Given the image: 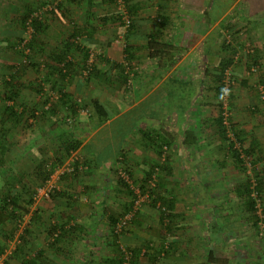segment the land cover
I'll use <instances>...</instances> for the list:
<instances>
[{
	"label": "rangeland",
	"instance_id": "obj_1",
	"mask_svg": "<svg viewBox=\"0 0 264 264\" xmlns=\"http://www.w3.org/2000/svg\"><path fill=\"white\" fill-rule=\"evenodd\" d=\"M121 1L124 12L118 10L116 0H109V11L106 14L108 18L103 19L104 23H107L104 27L118 29V32L120 31L119 35L126 34L128 30L124 28L123 19L125 15L128 18L131 16V20H134V12L130 8L131 0ZM212 1H214L213 8L218 7V16L214 12L212 13L214 17L211 16V18L220 20L212 33V36L215 37V46L213 47L215 52L212 51V54H215L216 62L213 63L211 71L208 70L211 73L203 74L202 77L199 69L194 73V78L197 76V80H203L201 95H204L202 98L204 99L202 110H205L206 116L204 124H206L207 130L210 127L214 135L217 118L221 115L223 104H225V109L230 118L228 120L230 132H240L244 137L242 139L244 143H247L246 139L251 140L252 137L255 141L253 144L255 148L238 141V145L236 144V147H233L232 142L226 135L223 139H220V144H222L218 145V140H213L214 137H210L208 131L202 133L201 139L195 147L210 150V148L218 146L219 149L220 147L223 148L222 152L215 150L216 152L212 155L204 154L201 164L196 165V174L195 172L191 174L185 171L184 176L179 177L203 179L214 178L218 175L220 182L205 188L182 187L178 193L179 201L176 198L173 199V196L171 198L164 197L165 194H168L163 192L164 186H161L158 182L160 177L168 174L165 169H161L165 164L169 149L168 144L161 141V137L156 136L153 145L152 163L154 161H157V163H155L156 165L151 163L148 167L145 165L148 168L145 171L139 168V164L135 163L138 156L132 154L133 149L129 150L130 154L129 151L122 150L121 154L116 155L114 161L99 164L94 160L93 154H87L82 149L83 143L91 136L96 137L89 143V146L91 148L96 146L104 156L108 155L111 149L105 144L109 137L114 142H120V138L124 137L122 142H125L121 147L128 148L132 146L135 148L133 138L130 139L132 129L139 126L140 117H146L147 114H156L155 108H152V112L149 111L150 108L147 106L132 110L118 118L114 124L112 123L111 129L106 128V131L97 132V134L98 127L104 125V122H99V117L95 115L92 107V99L89 100L90 97L95 95V92H87L86 95H83V98L80 95V101L73 102L70 98H65L64 101L61 100L59 93L63 94V92L56 91L53 94L57 99H50L52 95L49 92L48 98L45 99V103L51 102L50 109L53 107L55 121L50 122L48 115H42L39 118L40 114L38 116L34 115L35 110L28 107L25 109L27 111L24 110L26 118L18 117V114H16L13 119L10 117L1 122V112L6 108L5 102L7 101L3 92L6 82H9L12 76L15 75L12 82H21L26 88L29 85L38 83L36 80L42 78V74H44V81L39 82V84H43L42 88L44 85L50 84V78L45 72L48 69L47 52L45 53L46 57H44V53L40 55L39 50L36 51L35 49L37 48L38 37L42 33H36L31 25L30 33H28L26 25L22 22L23 17L26 15V20L30 19V21L40 18L45 24L47 20L49 23L57 21V17L55 18V14L52 12L59 9L60 6L66 5V3L71 5L80 4L81 0L76 3L73 0H0V145L4 148L3 153H0V190L4 188L2 192L6 193V189V191L11 190L15 185L16 188L13 193L21 195L19 209L23 211L18 213L17 225L6 213L0 212V247L3 246L4 250L0 255H3L9 249L14 238L21 233L25 226H29L30 240L27 239V241L31 242L29 246H26V249L31 250L35 237L39 235L42 238L44 232L42 229H47V225L53 224L51 221L54 222L57 219V216L52 215V210L55 209L56 215V208L60 207L58 202H61V198L70 196V198L76 200L75 198L78 199L80 196L89 195L98 198L99 202H102L98 203L96 199L94 203L92 202L95 211H99V205H103L106 210L116 214L117 221L123 220L125 222V228L120 234L121 239L126 243L119 244L123 245L124 248H131L130 250H134V252H136V249L133 247V243H140L137 247L139 250L146 249V241L150 240L152 244L149 248L154 250L153 255L150 253V256L158 258L163 252L162 248L167 237H184L183 234H190L203 227L202 232L204 234L209 233V229L212 230L211 237L213 241H209L210 245L202 242V246L199 245L201 250H204L207 246L215 252L218 259L233 260L235 262L237 260L240 263L243 260L257 259L258 254L256 252L261 248L260 239L264 235H260V232L264 233V187L258 195L252 191V194L255 195L251 196L256 202L254 212L247 210L246 196L240 194V192L247 183H251L252 189L257 178H262L264 184V107L261 104L258 92L259 86L264 88V16L254 19L255 21H243L238 16L241 9L236 12H234V9L236 7L242 8V3L245 1L249 7L251 5L257 7L261 3L264 5V0H241L240 2L238 0H202L205 8L202 10L203 12H206V8ZM176 3L173 2L171 5ZM187 5L180 4V9H184V11H179L180 16L188 12ZM53 7H55V10ZM197 8L195 7L196 14L202 16V11L198 12L200 10ZM231 8H233V11ZM72 14L73 12L70 11L67 15L70 18ZM189 15L182 22L183 27L187 28V26L194 25ZM236 17L239 23L234 21ZM244 22H249L247 30L243 29L245 28L243 26ZM195 24L198 25V23ZM194 28L196 29V26ZM60 30L61 28H57L56 25L50 24V27H47V33L52 34L55 38ZM66 34V38L76 40L77 34L66 33L65 31L63 35ZM26 38L28 39L27 45L21 47V41ZM77 38L80 40V36H77ZM226 43L238 44L239 48L234 53V58L228 67V77L223 74L221 78L222 84L227 79L229 85L224 98L223 94L219 96L215 91L217 83L213 73L216 72L218 62L223 57L232 55L231 51L222 47V45H227ZM74 44L78 45V48L81 47L79 41ZM54 45H57V43H54ZM50 48L55 49L56 46H47L48 52ZM247 51L251 54L249 58L245 57ZM94 55L96 56V53ZM84 57L85 55L82 58ZM173 57L174 54L169 58L164 57L158 61L164 63L165 67L167 61L168 66L173 67L179 60V58H175L176 56ZM253 58L258 60L256 64L253 63ZM94 61L92 60L91 70H88L84 75L83 71L87 68L88 57L81 60L82 63L77 66L79 73L69 74L67 76L68 83L72 84L77 79L84 87H91L92 90L98 89L96 85H100V87L105 85L106 88H111L110 86H113V75L109 77V81L105 76L96 74L93 71L96 66ZM8 63L9 68L6 66ZM252 66H256V72H250ZM13 69H17L16 72L12 73ZM81 71L82 75H80ZM57 76L59 77L57 82L64 80V77L58 74ZM242 82L245 83L242 84ZM26 88L22 87L23 98L20 99L31 105L34 97L32 93H29V88H27L28 90ZM64 94L68 97L67 93ZM74 99H76L75 96ZM152 99H155V95ZM18 101L20 100L18 99ZM15 104V111L11 108L12 111L16 113L21 110L22 112L24 108L20 106L21 104H17V100ZM71 104L75 112L70 109L71 106L69 105ZM8 108L10 110V107ZM48 110L44 111L43 107L41 108V111L45 113ZM30 111H32V115H29ZM1 133H4L2 138ZM220 135L222 136L221 132ZM69 140H78L80 143L75 150H70L66 154L62 147ZM98 143H100V146L97 145ZM233 148L238 152L240 162L232 156L231 151L234 150ZM248 149L251 150L249 153L246 152ZM155 152H158V154L155 155ZM209 152L211 153V151ZM138 169L145 173L144 178L140 177ZM40 172H44V176H46V173L49 174L45 181L42 180L43 177ZM119 178L127 184L132 195L127 193L125 187L119 184ZM11 185L13 186L10 188ZM165 189H168V187H165ZM203 191H206L207 195ZM28 199L31 201H28ZM131 202L134 205L137 202L135 207L134 205L133 207L129 206ZM80 204L79 202H72L70 208L75 211V208ZM172 204L174 209L170 207ZM177 206H179L178 210L176 209ZM193 206H198L193 210L200 208L213 211L216 209L218 212L215 215L212 214L216 223H214L213 218L210 220V217L207 216L196 220L186 215L190 211L185 213V210H191ZM103 213L105 214V220L103 221L104 224L100 222V231L92 234L80 233L75 242L78 244L94 243L115 249L111 244V225L106 215L109 213L107 211ZM33 217L35 221L32 223ZM194 221L197 222L196 229H192L195 226L193 225ZM254 223H257V227ZM233 224L235 228L231 229ZM214 225H217L215 231H213ZM151 228H156L160 231V234L155 237L151 233V237H145L147 229L151 232ZM33 231H35L34 235H31ZM162 232L165 233V236H162ZM243 238L245 244L242 247ZM170 240L169 242L172 245L177 246L178 241ZM247 250H250L251 254ZM114 252L117 256L119 255L116 250ZM135 256L136 254H134V259ZM207 257L212 256L208 254ZM10 264L19 263L11 262Z\"/></svg>",
	"mask_w": 264,
	"mask_h": 264
},
{
	"label": "crops",
	"instance_id": "obj_2",
	"mask_svg": "<svg viewBox=\"0 0 264 264\" xmlns=\"http://www.w3.org/2000/svg\"><path fill=\"white\" fill-rule=\"evenodd\" d=\"M73 1L76 3L78 0ZM89 1L81 0L80 4L75 5L66 3V5L60 6L57 10L53 7L55 11L52 13L55 14V18L57 17V21L55 20L49 23L47 20L46 24L44 23L46 25V30L38 37L37 48H35L36 51L39 50L40 55L44 53V57H46L45 53L47 52L46 59L48 61H46L48 62V69L45 70V72L50 78V84H46L42 88L43 84H39V82L44 81V74H42V78L36 80L38 83L29 85V87L27 86V88H29V93H32L34 97L31 105L20 99L23 93L22 87L26 88V86L23 85L21 89H19L16 100L17 104H21L20 106L24 109H22V112L20 110L15 113L16 106L14 105H16V100L7 99L5 106L10 107V110H3L1 112L4 121L10 117L13 119L16 114H18V117L26 118L25 111L27 110L25 109L28 107L35 110L33 112L34 115L38 116L40 114L38 116L39 118L42 117V115H48L47 117L50 122L55 121V116L53 115L54 111L50 109V106H52L51 102H44L45 99L48 98L47 95H49V93L53 96V98L51 96L50 99H57L53 93L56 91L58 92V90L67 93V98H70L73 102H79L81 96L83 98V95H86L87 92H95V95L90 97L89 100L92 99L91 101L96 100L100 102L110 115L109 118L105 120L99 118V122H104V125H100L96 133L106 131V128L111 129V125H113L118 118L132 110L147 106L150 108L149 111L152 112V108H155L156 114H147L146 117H140L139 126L132 129L130 139L133 138V142L136 146L135 148L132 146L128 148L121 147L125 142H122L124 137L120 138V142H114L112 138L109 137L105 144L112 150L110 149L109 154L104 156L96 146L94 148L89 146V143L96 137L93 138V136H91L83 143L82 149L85 150L87 154H93L97 164L114 161L116 155L118 153L121 154L122 150L129 151L133 149L132 154L138 156V158L135 159V163L139 164V168L145 171L148 169V165L153 161L154 139L158 136L161 137V141L166 140L170 144H168L169 149L164 162L165 164L161 168L163 170L165 169L168 174H164L158 179L159 184L164 186L163 192L168 194H165L164 197L168 196L171 198L173 196V199L176 198V200L180 201L178 193L182 187L205 188L220 182L218 175L214 178L203 179L194 177L188 179L180 178L184 176L185 171L191 174L195 172L196 174V165L201 164V159L204 158V154L212 155L216 151L222 152L223 150L221 147V150L217 148L218 146L210 148V150L198 146L195 147L199 139H201L202 133L206 131H208L207 133L210 137H214L213 140H218V145L221 142L220 139H223L220 135L218 125H216V129H214V135L210 127L208 130L206 129L207 126L204 124L206 120L205 110H202V107H204L202 104L204 102V99H202L204 95H201L203 80H197V76L194 78V73H196L198 69L201 71V77L203 74L211 73L208 72V70L211 71L210 69L213 63L216 62V58L214 57L215 54H212L215 52V50L213 51L215 37L212 36V33L220 20H216V18L212 19L214 17L212 13L215 12L216 16H218V7H215V9L213 8L214 1L209 3L206 12H203L202 10L205 8L202 0H174L172 2L166 0H129L131 4L130 8L132 12H134V20L132 27L130 30H127L124 37L119 35L120 31L118 32V29H108L104 27L107 23H104L103 19L106 17L108 18L106 14L109 11V0ZM238 1L240 2L241 0ZM173 2L177 3L171 5ZM187 3L189 4L187 5ZM180 4L187 5V15H179L180 10L184 11V9H180ZM242 5V8L236 7L234 12L241 9V13L238 16H240L243 21H255L254 19L264 16V5H262V3L257 7L256 5H251V7H249L246 5L245 1ZM195 7H198L197 9L200 10L198 12L202 11V16L196 14ZM224 7H226V5H224ZM231 9L233 11V8ZM70 11L73 12L70 17L73 20L67 15ZM160 15L168 17L169 22L163 29H160L163 35L157 37L158 42L165 43L168 45L167 47H172L173 49H168L169 51L162 49L161 52L158 51L157 53H153V50L147 47V43L150 40L149 34L154 31ZM188 15L194 25L187 26L186 28L182 26V22H184V19H186ZM234 21L239 23L237 17ZM195 23H198V25ZM244 23L243 26H245V28L243 29L247 30L249 22ZM50 24L53 26L56 25L57 28H61L56 38L52 34L47 33V27H50ZM194 26H196V29ZM65 31L66 33L77 32V36H80V40L78 41L81 44L80 48L72 46L69 49L67 59L72 62V66L64 70L66 71V75L79 73L77 66L82 63L80 61L88 57L89 53H96V56L94 55L93 58V60H95L94 64H96L95 70L93 69V71H95L96 74L105 76L109 81V77L113 75V86H110L111 88H106L105 85L101 87L100 85H96L98 89L92 90L91 87H84L80 80L77 79H75V82L72 84L70 82L68 83L67 76L64 77L62 82L59 80L60 84L57 82V79H59L55 71L57 66L54 60L50 58L55 51L58 52L61 49L62 42H66V40L69 39L66 38L67 34L63 35ZM60 34L61 36L59 37ZM120 37L123 38V41ZM71 41L76 43L73 38ZM54 43H57V45H54ZM46 44L53 47L56 46V48H50L49 53L48 49H46L49 45ZM125 45H127L128 48L130 46L128 53L124 49ZM173 54L174 57L176 56L175 58H179L178 62L173 67H169L167 61L166 67L164 63H159V59L164 57L169 58V56H173ZM82 55H85V57L82 58ZM8 65L9 63L6 65L9 68ZM80 75H82V71ZM70 80L73 81L72 78H70ZM10 84H5L3 93L12 89ZM27 88L26 90H28ZM87 88L89 89L87 90ZM154 95L155 99L151 100ZM74 96L76 99H74ZM18 99L20 101H18ZM69 106L72 107L73 105L71 104ZM42 107L44 111L49 109L48 112H42ZM11 108L14 111H12ZM12 112L14 115H12ZM29 113V115H32V111ZM187 132L189 134L188 137L186 135ZM190 136L197 140L196 144L187 145V143L184 142L190 141ZM243 138L244 137H242V139ZM245 141L247 143H244V141H242V143L255 148L253 145L255 141L252 137L251 140L246 139ZM97 145L100 146V143ZM209 151H211V153ZM248 151L250 152L251 150L248 149ZM156 154H158V152H155V155ZM155 163H157V161H154L152 165ZM212 164H214V162H212ZM145 165H147V167H145ZM140 169L137 171H140V177L144 178L145 173ZM12 186L13 185L10 187ZM13 187L16 188L15 185ZM165 187H168V189H165ZM3 190L1 189L0 193ZM17 191L19 190L17 189ZM203 192L207 195L206 191ZM2 194L4 193L2 192ZM75 199L76 200H73L70 196L61 198V202H58L60 207L56 208L57 214L55 215V209L52 210L53 214L50 212L52 215L57 216L55 221L58 224L64 223L66 229L74 225L75 228L73 230L69 229L65 238L54 246L48 245L49 241L46 238L47 232L46 229L43 228L42 231L44 232L42 238L37 235L35 241H33L34 244L32 245V249L28 250L30 255H34L36 251L40 252L43 250L42 257L36 258L35 264H119V255L117 256L115 254L112 247L94 243L78 244L75 242V240L79 238L80 233L92 234L100 231V222L104 224L103 221L105 220V214L103 212L107 211L108 213H112L106 210L103 205H99V211H95L93 209V203L96 200L98 203L102 202H99L98 198H94V196L85 195ZM72 202L81 203L75 208V211L70 208ZM170 207L174 209L173 204ZM197 207L198 206H193L191 210H185V213L190 211L186 215L196 220L207 216L210 217L211 220L218 212L216 209L213 211L211 209L207 211L200 208L193 210ZM176 209L178 210L179 206H177ZM112 214L116 215L115 213ZM212 214L214 215L212 216ZM55 221L53 222L52 220L51 222L55 224ZM214 223H216V221H214ZM193 225L195 226H193L192 229H196L197 222L194 221ZM202 228L203 227H200L198 231L195 230L190 234L185 233L183 234L184 237H167L166 243L162 248L163 252L158 258L150 256V253L153 255L154 252V250L149 248L152 244L150 240L146 241V249L142 248L139 250L137 247L140 243H133V247H135L137 253H135V259L132 260L131 264H264V235L260 239L261 248L256 252L258 254L257 259L243 260L240 263L237 260L235 262L233 260L218 259L215 252L207 246H205L204 250H201L199 245L201 244L200 246H202V242H206L207 245H210L209 241H213L211 237L212 230L209 229V233L204 234ZM216 228L217 225H214L213 231H215ZM234 228L235 225L233 224L231 229ZM151 229V232L147 229L145 237H151V233L155 237L160 234V231L156 228ZM34 232L35 231H33L31 235H34ZM29 235L30 233H28L26 239L30 240ZM162 236H165L164 232H162ZM170 239H172V241H178L177 246L172 245L171 242H169L171 241ZM181 240L183 241L182 243L180 242ZM244 240L243 238L242 247L245 244ZM30 243V241L27 242L26 246H29ZM247 252L251 254L250 250H247ZM208 254L212 257H207Z\"/></svg>",
	"mask_w": 264,
	"mask_h": 264
},
{
	"label": "trees",
	"instance_id": "obj_3",
	"mask_svg": "<svg viewBox=\"0 0 264 264\" xmlns=\"http://www.w3.org/2000/svg\"><path fill=\"white\" fill-rule=\"evenodd\" d=\"M165 1V0H164ZM169 2H172L174 0H166ZM25 14V13H24ZM27 16L25 15L22 19L23 24H26L27 20H26ZM129 20H130V26L127 28L128 30H130V28L132 27V23L133 21L131 20V16H129ZM169 22L168 17L164 16V15H160L158 17V22L155 25L154 31H152L149 34L150 40L147 43V47L149 49L153 50V53H157L158 51L161 52L162 49H173L172 47H167L168 45L165 43H159L158 42V38L162 36V32L160 29H163ZM30 25L33 28V30L36 33H44V31L46 30V25L40 20V18H35L32 21H30ZM227 27V26H226ZM46 33V32H45ZM74 34L76 35L77 32H74ZM75 37V36H74ZM72 38H69L66 40V42H62V46L61 49L58 52H54L51 55L50 59H53L55 62V65L57 66L55 68L56 73L59 76L62 77H66V71H64L67 68H70L71 65V61L67 59L68 57V53H69V49L70 47H76L78 48V45L74 44L73 41H71ZM227 44V43H226ZM27 45V44H26ZM44 45V44H43ZM222 47L226 50L231 51L232 55H226L225 57H223L219 62L218 65L215 69V73H213L214 78L216 80L217 86L215 87V91L216 93L221 96V94H223V84L221 83V78L223 77V74L225 72L226 69H228L229 65L231 64L233 58H234V53L236 52L238 47V44H227V45H222ZM130 48V46H129ZM128 46L125 45L124 49L125 51L128 53ZM29 49V48H28ZM169 51V50H168ZM245 57L249 58L250 57V53L249 51L245 52ZM255 58V57H254ZM253 58V63L256 64L258 62L257 59ZM17 69H13L12 73L16 72ZM64 71V72H63ZM15 79V75L11 77L9 82H6L7 84H10L12 82V80ZM13 83V84H12ZM10 85L12 86V89L5 92L4 94V98L6 99H10V100H16L19 94V89H21V87L23 86V84L21 82H12ZM245 82H242V84H244ZM60 90H58L59 92ZM9 92V93H8ZM60 99L61 100H65V98H67V96L63 93L60 94ZM45 103V102H44ZM92 107L94 110V113L97 117H99L100 119H107L109 118V113L107 112V110L105 109V107L98 101H92ZM53 108H51L52 111ZM71 110L74 109V107H70ZM4 110L8 111L9 108L6 107ZM73 112H75V110H73ZM10 113V112H9ZM11 114V113H10ZM12 115L13 112H12ZM18 116V115H17ZM229 115H228V120H229ZM4 121V118L2 117L1 122ZM222 121V117L221 115L218 116L217 118V125L219 126V132H221L222 137L224 138L225 136V130L221 124ZM4 133H1V138L3 136ZM235 139L238 142L242 143V135L240 134V132H233ZM187 137H188V132H187ZM190 141H184L185 143H187V145H193L196 144L197 140L195 138H193L192 136ZM79 141L78 140H69L68 142L64 143V146L62 147V150L64 151V153L68 154L70 150H75L78 145H79ZM163 143L165 144H169L166 140L163 141ZM170 145V144H169ZM234 150L231 151L232 156L238 160L239 154L236 151L235 148H233ZM4 148H2V146L0 145V153H3ZM246 152L249 153V151L247 150ZM240 162V160H238ZM41 176L43 177L42 180H46L48 178V173H46V176H44V172H40ZM118 181L120 182L119 184L123 187H125V189L127 190V193L132 195V192L128 190V186L127 184L124 183V181H122L120 178L118 179ZM145 181V179H144ZM262 178H257L255 180V184L253 186V190L251 189L252 185L251 183H247L246 186L242 189V192H240V194L242 193L243 195L246 196V208L248 211L250 212H254L255 211V200L253 199V197L251 196L252 191L253 193H255L256 195H258L261 191V189H263L264 184L262 182ZM11 188V187H10ZM9 191V192H8ZM6 191V193L2 194L0 196V212H4L6 213V215L14 222V224L17 225V219L19 218V212L22 211L19 206V199L21 197V195H18L16 193H13V191H15V188L12 187L11 190ZM8 192V193H7ZM31 199V198H30ZM28 201H31L28 199ZM133 203L131 202L129 204V206L133 207ZM23 212V211H22ZM134 212V211H133ZM21 213V212H20ZM107 215V219L111 225L110 227V236L112 237V241L111 244L114 246V250H116L119 254V264H122L123 261V255L121 252V248H123L124 246L119 244L125 242L123 241V239H121V234L122 231L125 228V224H123L118 230L116 229V224L119 222V220L117 221V217L116 215L109 213L106 214ZM35 221V218L33 217L32 223ZM65 224L63 223H55V224H48L47 225V240L48 245L49 246H54L55 244H58V242H60L61 240H63L65 238V236L67 235L66 233L68 232L69 229H74L75 225L73 227H69V229H66ZM254 225L257 227V223ZM29 233V226H25L21 233L18 234L17 239L18 242L15 245V248L12 252H10V254L7 255L6 259H5V264H10L11 262H17L19 264H35V259L42 257L43 254V250H41L40 252L36 251L34 255H30V252L26 249V244H27V235ZM122 240V241H120ZM126 243V242H125ZM5 245V244H4ZM126 245V244H125ZM125 249L127 251H129L131 253L130 259L131 261L134 259V254L136 252H134V250H130L131 248H126ZM3 250V246L0 247V253H2Z\"/></svg>",
	"mask_w": 264,
	"mask_h": 264
},
{
	"label": "built area",
	"instance_id": "obj_4",
	"mask_svg": "<svg viewBox=\"0 0 264 264\" xmlns=\"http://www.w3.org/2000/svg\"><path fill=\"white\" fill-rule=\"evenodd\" d=\"M116 3H117V8L119 11H123V7H122V1L121 0H116ZM50 9V8H49ZM124 14V13H122ZM124 21V28L127 29L129 26H130V20L128 17H124L123 19ZM26 28H27V32L30 33V19L27 20L26 22ZM30 35V34H28ZM124 36V34L122 35ZM30 38V36H29ZM120 39H122V37H120ZM75 41H78V38H76ZM28 42V39H24L21 41V47H25L26 44ZM28 50V49H27ZM94 54H91L89 53V56H88V64L86 65V69L83 71V74L86 75V73L88 72V70H90L91 68V63H92V58H93ZM250 72H256V66H252L250 68ZM224 74L226 75V77H228V69L225 70ZM228 80H224V83H223V95H224V98L226 96V91H227V88H228ZM258 92H259V98L261 100V104L262 106L264 107V88L262 86H259L258 87ZM222 112H221V117H222V121H221V124L225 130V135L226 137L232 142L233 144V147H236V144L238 145L237 143V140L235 139V136L233 133L230 132V128H229V121H228V115L229 113L227 112V110L225 109V104H223V108H222ZM154 180V179H152ZM46 195V193H45ZM252 196H254L255 194H251ZM137 204V202L135 203V205ZM134 205V207H135ZM123 224H125V222L123 220H119V222L116 224V229L118 230ZM264 233L260 232V235H263ZM18 242V239L17 237L14 238V240L12 241L9 249L4 252L3 255H0V264H5V259L7 257L8 254H10V252H12L15 248V245L16 243ZM10 243V242H9ZM121 252H122V255H123V261H122V264H131V259H130V256H131V253L129 251H127L124 247L121 248Z\"/></svg>",
	"mask_w": 264,
	"mask_h": 264
}]
</instances>
